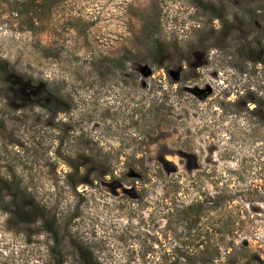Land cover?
Returning a JSON list of instances; mask_svg holds the SVG:
<instances>
[{
    "label": "rangeland",
    "instance_id": "rangeland-1",
    "mask_svg": "<svg viewBox=\"0 0 264 264\" xmlns=\"http://www.w3.org/2000/svg\"><path fill=\"white\" fill-rule=\"evenodd\" d=\"M0 59V264H264V0H0Z\"/></svg>",
    "mask_w": 264,
    "mask_h": 264
},
{
    "label": "trees",
    "instance_id": "trees-1",
    "mask_svg": "<svg viewBox=\"0 0 264 264\" xmlns=\"http://www.w3.org/2000/svg\"><path fill=\"white\" fill-rule=\"evenodd\" d=\"M207 8L213 9V5L210 3L206 4ZM149 58L152 63H154L157 66H161L167 58V48L157 39L153 40L152 47L149 52ZM259 61V60H256ZM0 74L5 77V80L9 81V83H13L15 81L14 79V71L12 68L8 67L4 60L0 59ZM46 106H49L47 103ZM57 110H63V107H55ZM94 165L98 166L95 162H93ZM105 169L101 171V174H106ZM6 190H9V207H7V210H9L11 216L15 218L17 222H31L33 220H40L42 227L45 231H47L50 234V237L54 243V245H57L59 243V238L57 236V231L54 227L55 218L53 215H49L48 212L44 209L43 206L38 205L35 203V201L30 196L25 197H17L16 193L11 191V187H8L5 185L3 187ZM211 201V200H210ZM202 201H194L192 203H189L185 206V211L188 212H199L201 211ZM76 248V252L79 258L80 264H96V261L92 257L91 252L79 245H74ZM213 258V257H212ZM211 257L204 258L200 260L201 263L208 262V260H212ZM60 259H56L54 264H60Z\"/></svg>",
    "mask_w": 264,
    "mask_h": 264
}]
</instances>
